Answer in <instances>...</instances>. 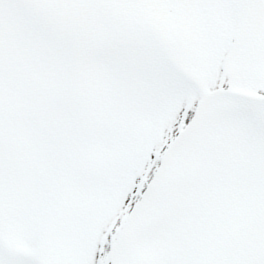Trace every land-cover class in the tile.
I'll return each instance as SVG.
<instances>
[{
  "label": "snow or ice",
  "instance_id": "snow-or-ice-1",
  "mask_svg": "<svg viewBox=\"0 0 264 264\" xmlns=\"http://www.w3.org/2000/svg\"><path fill=\"white\" fill-rule=\"evenodd\" d=\"M0 264H264V0H0Z\"/></svg>",
  "mask_w": 264,
  "mask_h": 264
}]
</instances>
